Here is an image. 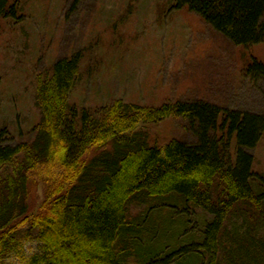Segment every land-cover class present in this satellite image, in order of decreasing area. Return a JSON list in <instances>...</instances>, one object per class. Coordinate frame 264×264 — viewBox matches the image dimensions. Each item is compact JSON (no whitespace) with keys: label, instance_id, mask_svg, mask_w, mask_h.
Listing matches in <instances>:
<instances>
[{"label":"trees","instance_id":"1","mask_svg":"<svg viewBox=\"0 0 264 264\" xmlns=\"http://www.w3.org/2000/svg\"><path fill=\"white\" fill-rule=\"evenodd\" d=\"M17 1L0 0V36L19 17ZM171 1L160 13L188 10L233 45L264 49V0ZM137 2L106 28L111 42L99 36L52 63L38 57L30 78L39 119L30 130L15 140L0 122V264L32 237L40 264H264V170L253 153L264 115L201 97L92 107L73 96L127 46ZM246 71L264 76V60ZM166 119L183 121L184 137L151 141L145 126ZM149 201L168 212L167 232L130 211ZM197 211L206 218L190 229Z\"/></svg>","mask_w":264,"mask_h":264},{"label":"rangeland","instance_id":"2","mask_svg":"<svg viewBox=\"0 0 264 264\" xmlns=\"http://www.w3.org/2000/svg\"><path fill=\"white\" fill-rule=\"evenodd\" d=\"M130 1H17L19 17L3 24L0 36V122L8 123L15 140L39 119L30 78L38 57L45 55L44 61L52 63L99 36L111 42L105 30ZM162 3L172 1L136 3L123 29L127 46L112 51L98 71L84 77L74 91L75 99L93 107L116 99L149 106L168 98L201 97L264 115V76L246 71L253 58L264 60L263 47L235 46L188 10L160 13ZM182 126L179 119H166L144 129L151 141L165 142L172 136L184 137ZM253 153L258 169L264 170V139ZM149 203L133 204L130 211L149 214L148 226L167 232L168 212ZM205 218L202 211L190 212L189 228L200 226ZM156 234L142 236L149 239ZM41 246L35 237L23 241L7 264H40L35 255Z\"/></svg>","mask_w":264,"mask_h":264}]
</instances>
